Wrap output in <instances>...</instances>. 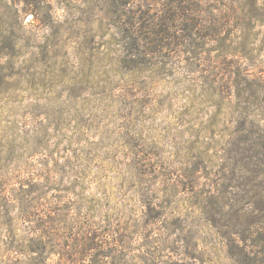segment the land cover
Returning <instances> with one entry per match:
<instances>
[{
  "label": "rangeland",
  "instance_id": "374dc122",
  "mask_svg": "<svg viewBox=\"0 0 264 264\" xmlns=\"http://www.w3.org/2000/svg\"><path fill=\"white\" fill-rule=\"evenodd\" d=\"M263 258L264 0H0V264Z\"/></svg>",
  "mask_w": 264,
  "mask_h": 264
},
{
  "label": "trees",
  "instance_id": "16d2710c",
  "mask_svg": "<svg viewBox=\"0 0 264 264\" xmlns=\"http://www.w3.org/2000/svg\"><path fill=\"white\" fill-rule=\"evenodd\" d=\"M250 252H251V256H252L251 258L254 260V263H255V261H257L256 260V258H257L256 256L258 255V252L257 251L256 252L255 251H250ZM248 256H249V254H248ZM258 262L261 263L260 261H258ZM262 262H263L262 264H264V258H263Z\"/></svg>",
  "mask_w": 264,
  "mask_h": 264
}]
</instances>
